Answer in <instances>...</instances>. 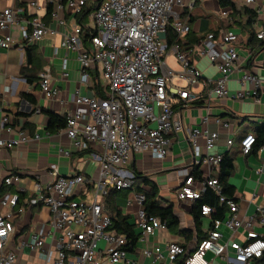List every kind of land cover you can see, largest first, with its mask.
Returning a JSON list of instances; mask_svg holds the SVG:
<instances>
[{
    "label": "built area",
    "instance_id": "built-area-1",
    "mask_svg": "<svg viewBox=\"0 0 264 264\" xmlns=\"http://www.w3.org/2000/svg\"><path fill=\"white\" fill-rule=\"evenodd\" d=\"M51 6V19L63 25L58 13L66 6L74 18L81 14L87 0H43ZM197 0H104L92 13V28L81 25L76 20L69 33L65 34L61 46L75 54L76 63L87 81V71L96 63L101 64L100 86L106 90V97L83 96L78 92L73 98V109L66 115L65 135L77 152H88L97 165L95 179L80 173L62 176L56 165L47 171L50 181L47 184H34L33 194L19 204L18 194H5L0 198V264H15L16 254L9 249L10 235L14 232V217L31 206H43L50 212L49 226L51 237L56 244L55 256L50 261V251L46 252L48 264H101L105 256L110 264H126L125 237L113 229L111 218L102 211L101 199L109 189L129 190L135 183L134 172L128 167L135 154L147 153L153 159L163 160L169 153L170 137L183 133L189 144L192 157L190 168L177 171L182 179L176 190L180 201L198 200L206 189L220 196L222 188L217 179L195 178L194 168L202 165H219L222 157L210 155L217 132L199 131L184 128L174 110L178 101H193L192 90L200 82L205 88L204 100L207 104L213 99L243 100L258 96L260 78L241 67L237 49L238 36L230 29L218 36L208 33L204 39L195 43V49L217 69L219 77L202 82L201 73L191 64L188 52H182L178 45L168 47L162 39L167 28L178 38L190 32L191 11ZM65 2V3H64ZM242 4L252 8L256 18L264 19V0H242ZM32 16L22 23L19 12L12 7L0 11V49L13 46L11 29L19 28L22 45L40 42L47 35H54L44 23L40 12L43 6L36 1L28 5ZM219 16L227 18L228 11H218ZM87 30L90 39L86 47L82 31ZM258 40H264V29L255 31ZM192 51V50H190ZM56 51H54L55 53ZM172 55L180 70L170 68L164 58ZM66 60L62 61L61 75L67 76ZM240 72L234 82L240 87L248 84L250 96L243 90L231 92L228 83L234 73ZM52 78L47 71L39 74V89L46 99H54L58 92L52 86ZM184 83V86L175 84ZM206 120V119H205ZM217 124L228 128V123ZM0 132L7 138H0V149H13L29 141H39L41 136L17 134L8 125V118L0 116ZM48 137V133H45ZM203 142V146L202 143ZM255 138L246 134L240 141V151L247 155L254 146ZM232 140L227 141L230 146ZM264 150V146L261 147ZM63 156L69 152L59 150ZM19 182L16 176L3 179L6 186ZM133 200L139 207L137 224L144 236L166 229V224L154 216H147L142 208L145 197L134 194ZM229 216L215 220L214 228L197 248L188 254L178 244L168 243L165 251L155 248L145 251L146 257L153 261L165 259L168 264H209L204 258L210 253L219 258L222 264H252L264 255V239L253 231L254 226H264V204L256 209V214L240 220L236 215L238 208L232 201L227 202ZM216 210L202 206L201 214L211 217ZM220 225L226 227L231 236L221 242ZM239 229L246 233L243 241L234 239ZM27 248L31 252L44 250L42 236L31 234L28 240L17 245L16 250ZM183 258V259H181ZM183 260V261H180ZM51 262V263H50ZM183 262V263H182ZM46 263V264H47Z\"/></svg>",
    "mask_w": 264,
    "mask_h": 264
},
{
    "label": "crops",
    "instance_id": "crops-1",
    "mask_svg": "<svg viewBox=\"0 0 264 264\" xmlns=\"http://www.w3.org/2000/svg\"><path fill=\"white\" fill-rule=\"evenodd\" d=\"M32 1L43 6L40 15L44 23L51 29H55L56 33L47 35L40 42L27 45L24 49L19 50V46L22 45L19 28L13 27L11 29L13 46L8 50L0 49V116L5 115L8 118V125L15 132V137L17 134L32 136L38 133L42 138L39 141H29L13 149H0V187L4 178L18 177L19 182L9 186L13 192L8 194H24V197L20 199L22 203L33 194L34 184L44 185L50 181L47 171L51 165H56L62 176L80 173L90 179L96 178V163L90 159L88 152H77L74 149L72 142L65 135V128L55 133L47 132L46 127L49 119L46 113L66 116L74 108L72 101L77 92L88 97L99 96L93 90L92 84L98 82L100 85L99 77L102 75L101 64L96 63L86 72L88 80L84 81L76 63L75 54L61 46L64 35L69 33L71 26L76 22L67 6L58 13L59 18L63 19V25L53 21L50 14L46 16L49 5L43 0H0V11L12 7L14 10L20 11L19 16L24 23L25 19L28 20L32 16V10L28 9V5ZM234 1L238 5H243L242 0ZM86 4H88V0ZM91 15L85 16L83 21L90 28L93 26ZM204 16L211 17L209 18L211 29L215 28L220 20H228V17L219 16L215 0H197L191 11L190 32L187 39L185 38L186 45L182 52H188L191 64L202 75V82L219 77L217 69L210 65L194 46L200 41L199 37L203 32ZM252 29L254 32L264 29V19L256 18ZM230 30L237 36L240 34V29L237 27H231ZM162 39L168 45L165 35L162 36ZM247 41V36L239 35L237 49L241 67L261 80L256 98L253 99L251 96L243 100L213 99L207 104L204 100L205 88L200 82L192 90L195 96L193 101H178L173 107L184 128L218 133V138L209 154L221 157L228 155L233 160L234 172L229 178V184L234 189V203L238 208L236 215L240 220L255 215L256 209L264 204V150L260 147L247 155L240 151L242 138L246 134H253L257 127L264 125V48H258L256 45L250 46ZM173 45H168V47ZM26 48L33 50L41 65L40 71L49 73L52 78V86L58 92L56 98L46 99L40 91L38 80L35 79L40 71L32 74L34 83L30 84L24 79L22 71L28 66ZM54 51L56 52L54 53ZM167 56L173 57L170 54L165 57ZM63 60H66V77L61 75ZM28 68L31 69V67ZM179 70L180 68L175 69V71ZM239 74L240 72H236L232 75V79L228 83L229 90L232 93L237 90L251 93L252 86L245 84L240 87L234 82V78ZM100 89L106 95V90L101 86ZM250 93H248L249 96ZM216 120L228 123L229 127H222L216 123ZM45 133H48V137H45ZM7 136L5 132H0V138L5 139ZM229 139L232 140L230 146L227 145ZM170 140L169 153L163 160H156L147 153H140L132 157L128 167L131 171L135 170L136 173L145 176L157 186L162 205L172 203L174 215L178 219V226L173 229L166 227L164 230L155 231L152 235L144 236L137 224L139 207L133 200V195L136 193L130 191L119 194L117 202L120 212L122 215L128 216V222L135 226V232L139 235L134 251L126 252V264H168L165 259L154 262L153 256L146 257L144 252L147 250L153 252L155 248H160L163 253L166 244L175 243L191 254L200 244H198L195 222L190 214L193 202L180 201L175 195L182 182L177 171L190 168L192 164L189 144L183 133L171 136ZM201 143L203 146V142ZM59 150L67 151L69 155L63 156ZM197 169L200 173V180L209 176L216 179L218 165L212 167L202 165ZM103 199L104 197L101 199V204ZM4 212L6 209L0 208V214ZM228 212L227 208L224 218L229 216ZM201 216L199 220L200 234L208 236L212 230L211 217L202 214ZM49 218L50 212L43 206H31L25 208L22 213L16 214L13 221L14 232L9 239V249L16 254L15 264H46L47 251H50L51 254L50 261L53 260L56 244L50 235ZM218 231L222 235L221 242L231 236V232L223 225L219 226ZM253 231L264 239V226L256 225ZM34 233L42 236L44 250L36 252H31L27 248L16 250L19 243L28 240L29 236ZM245 236L246 233L239 229V235H235L234 239L242 242ZM204 258L209 264H222L219 258H214L210 253H206ZM100 262L101 264H110L104 255L101 256ZM254 263L255 261L252 264Z\"/></svg>",
    "mask_w": 264,
    "mask_h": 264
},
{
    "label": "trees",
    "instance_id": "trees-1",
    "mask_svg": "<svg viewBox=\"0 0 264 264\" xmlns=\"http://www.w3.org/2000/svg\"><path fill=\"white\" fill-rule=\"evenodd\" d=\"M104 0H88V4L82 9L80 15L75 17V19L81 25H85L84 18L92 14L103 2ZM217 4L218 11H228V20L219 21L215 28L211 29L209 27L210 21L209 16H204L203 25V32L199 37L200 40L204 39V37L208 33H213L218 36L222 31L232 28H239L240 34L238 36H247L248 41L247 44L250 46L256 45L258 48H264V40H258L255 37V32L252 29L253 24L256 22V15L253 12L252 8L245 6V5H238L234 0H215ZM51 7L47 8L46 16L51 13ZM189 33L183 37L178 38L173 30L167 28L165 32V39L168 45L177 44L181 51H184V47L186 45V39ZM186 38V39H185ZM90 39V35L87 30L83 29L82 31V40L84 45L88 46V41ZM25 52L27 54V64L26 68L22 71L24 79L32 84L34 83V78L32 77L33 73L40 71L41 65L37 61L36 56L33 53L31 48H26ZM28 67H31L29 69ZM42 71L37 73L38 86H39V74ZM93 90L96 92L97 95L101 98H105L106 95L101 91L100 85L98 82H93L92 84ZM49 119L48 126L46 127L47 132L55 133L63 128L66 125V116H60L51 112L46 113ZM255 138L254 146L252 147L251 151H256L260 147L264 145V125L257 127L256 130L252 134ZM134 171L135 175V183L131 190H114L109 189L107 191L106 196L102 202V211L108 215L113 223L112 229L118 234L125 237V246L124 250L126 252H133L138 241L139 235L135 232V226L128 222V216H124L120 212V208L118 206L117 197L122 192L128 193L133 192L136 194H143L145 200L143 202V210L147 216H154L160 219L161 222L166 224L168 229H173L178 226V219L174 215L173 212V205L172 203H168L166 205H162L160 203L159 192L157 186L148 180L145 176L138 174ZM234 172V165L233 160L230 156L225 155L222 157L219 165H218V172L216 175V179L218 180L221 188L222 193L221 195L225 198L224 203H220L219 198L215 192L210 189H206L200 196V198L192 203L190 214L195 222V227L198 236V244L201 243L202 240L206 239L208 236L207 234L201 235L199 230V220L201 216V207L204 205L210 206L216 210L215 214L211 215L212 225L211 229L214 228V221L215 220H223L225 216V212L227 211V202L232 201L234 202V189L229 184V178L232 176ZM192 174L195 178H200V173L198 172L197 168L192 170ZM13 192L9 186H6L2 183L0 187V198H2L5 194ZM20 196L19 204H21V200L24 197V194L18 193ZM183 259V258H181ZM183 261V260H182ZM183 263V262H182ZM255 263H264V256L259 259L255 260ZM254 263V264H255Z\"/></svg>",
    "mask_w": 264,
    "mask_h": 264
},
{
    "label": "rangeland",
    "instance_id": "rangeland-1",
    "mask_svg": "<svg viewBox=\"0 0 264 264\" xmlns=\"http://www.w3.org/2000/svg\"><path fill=\"white\" fill-rule=\"evenodd\" d=\"M212 11H213V9H212ZM193 14H195V12H193ZM164 60L166 61L167 65L169 67H171L173 70L179 69V66H178V64H177V62H176L174 57L167 56V57L164 58ZM100 82H102L101 78H100ZM175 84L180 85V86H184V83L178 82V81H175ZM131 196H132V194H131Z\"/></svg>",
    "mask_w": 264,
    "mask_h": 264
}]
</instances>
